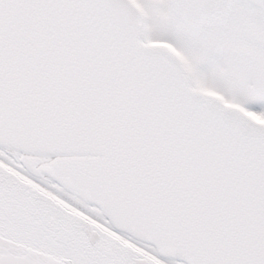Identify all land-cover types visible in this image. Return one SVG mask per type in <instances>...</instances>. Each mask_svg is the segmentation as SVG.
Returning <instances> with one entry per match:
<instances>
[{"label": "snow or ice", "instance_id": "6c2138e0", "mask_svg": "<svg viewBox=\"0 0 264 264\" xmlns=\"http://www.w3.org/2000/svg\"><path fill=\"white\" fill-rule=\"evenodd\" d=\"M0 264H264V0H0Z\"/></svg>", "mask_w": 264, "mask_h": 264}]
</instances>
